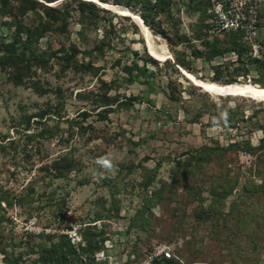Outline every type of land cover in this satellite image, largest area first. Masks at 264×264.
<instances>
[{"label":"rangeland","instance_id":"rangeland-1","mask_svg":"<svg viewBox=\"0 0 264 264\" xmlns=\"http://www.w3.org/2000/svg\"><path fill=\"white\" fill-rule=\"evenodd\" d=\"M35 1L0 0V264H264V101L186 75L264 88V0L237 39L212 0Z\"/></svg>","mask_w":264,"mask_h":264},{"label":"trees","instance_id":"trees-1","mask_svg":"<svg viewBox=\"0 0 264 264\" xmlns=\"http://www.w3.org/2000/svg\"><path fill=\"white\" fill-rule=\"evenodd\" d=\"M20 2H24L26 4H29V3H32V4H37L38 2L35 1V0H18ZM47 2H50V1H54V0H45ZM74 1H77L78 4L80 5H86V2H83V1H80V0H74ZM88 5H92V4H88ZM28 9V7H25L23 5H21V7H17V8H14L13 6L11 5H3V6H0V14L1 15H8V14H15V15H22L23 13L26 12V10ZM31 9V8H30ZM29 32V37H30V33L31 31L29 29H27ZM43 30H45L44 28L42 27H38L36 28L34 34H36V38L35 40L41 36ZM18 34V32H17ZM228 36L230 37H233L234 39L239 36V32L238 31H230L227 33ZM18 36V35H16ZM29 42V39L27 41V43ZM17 41L16 39L13 40V42L11 43V49L9 48V50H7L4 54V55H0V65H4L6 62H9V63H13V64H19L22 60V57H24V52H17V50L15 49V45H16ZM243 49V48H242ZM127 101H131V99H127ZM69 169V158H64V161H63V164L56 167L55 168V172L57 173V177H63V172L64 170H67ZM81 237L83 238L84 241H86V236L84 235V233L81 234ZM56 250V253L57 255L55 256L54 258V262L53 260H51V263L52 264H68L69 263V260H73V258H70V252L71 251H75L74 248H72L71 245L68 244V248L63 250L62 248H55ZM152 262L155 263V264H174L171 260L165 258L163 255H160V256H156V257H153L152 258Z\"/></svg>","mask_w":264,"mask_h":264},{"label":"built area","instance_id":"built-area-1","mask_svg":"<svg viewBox=\"0 0 264 264\" xmlns=\"http://www.w3.org/2000/svg\"><path fill=\"white\" fill-rule=\"evenodd\" d=\"M228 3L229 6L225 7V2L222 3L219 0H212V15L215 20V29H225V26H231L234 27L233 29L239 31L248 26V28H246V32L249 33V35H253L255 32V28L253 26L254 19L250 20L251 22L249 20L248 22H245L246 17L244 13H242V11L238 8V5H242L244 2L240 0H228ZM254 8V6H250L249 10V12L252 13V18H255L256 12ZM238 158L241 172L246 174V172L252 167V157L249 153L242 151L238 154ZM159 253L160 254H157L156 256L163 255L161 254L162 251ZM164 256L169 258L170 254L168 252H164Z\"/></svg>","mask_w":264,"mask_h":264},{"label":"bare ground","instance_id":"bare-ground-1","mask_svg":"<svg viewBox=\"0 0 264 264\" xmlns=\"http://www.w3.org/2000/svg\"><path fill=\"white\" fill-rule=\"evenodd\" d=\"M96 3H100L97 0H93ZM102 4V3H101ZM120 6V5H119ZM112 7V6H111ZM113 10V9H112ZM115 10V9H114ZM127 15H129L134 22L141 28V32L144 33L146 39H147V45L150 54L159 60H163L164 57L160 53H156L152 46L150 45L148 41V31L145 28L142 21L135 16L134 14H131L127 11H125ZM122 14V13H121ZM143 35V36H144ZM162 47V46H161ZM187 77L196 85L200 86L202 89H204L206 92L213 94V95H233V96H246L257 100L264 101V88H258L256 86L250 85V84H227V85H215V83L210 84L206 82H202L200 80H197L195 77H193L190 74H187Z\"/></svg>","mask_w":264,"mask_h":264}]
</instances>
